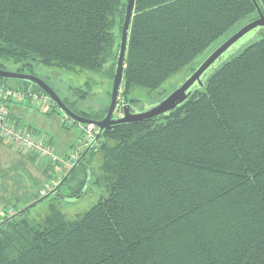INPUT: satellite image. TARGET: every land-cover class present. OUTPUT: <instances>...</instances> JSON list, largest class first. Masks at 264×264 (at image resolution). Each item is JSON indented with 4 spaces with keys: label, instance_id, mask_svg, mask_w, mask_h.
<instances>
[{
    "label": "trees",
    "instance_id": "obj_1",
    "mask_svg": "<svg viewBox=\"0 0 264 264\" xmlns=\"http://www.w3.org/2000/svg\"><path fill=\"white\" fill-rule=\"evenodd\" d=\"M257 1L264 12V0ZM126 5L0 0V68L36 75L37 67L53 66L113 78ZM257 17L252 0H136L121 97L131 102L134 86L160 89L221 36ZM261 33L174 112L105 130L59 191L77 195L90 168L85 159L100 154L92 181L107 194L77 219L51 204L42 216L25 212L1 225L0 264H264ZM11 81L0 78V85L44 92ZM73 94L76 100L59 95L79 115H105L109 105L78 107L88 91L75 87ZM56 165V183L68 171L50 161L46 182L56 178Z\"/></svg>",
    "mask_w": 264,
    "mask_h": 264
},
{
    "label": "rangeland",
    "instance_id": "obj_2",
    "mask_svg": "<svg viewBox=\"0 0 264 264\" xmlns=\"http://www.w3.org/2000/svg\"><path fill=\"white\" fill-rule=\"evenodd\" d=\"M251 20L247 19L238 24L235 28L221 36L217 41H215L208 50L204 53L200 54L194 62L184 68L180 72L174 74L170 77L160 89L151 91L147 88L134 86L130 93L128 94L129 99L138 110H144L145 108L152 106L157 103L160 99H162L166 94H169L175 88H177L182 82L186 80V78L192 73V68L199 66L202 61L221 43H223L228 37H230L233 33H235L238 29H240L245 24L249 23ZM262 36L261 30L258 31L256 36H249V39L246 43L243 44L234 54L241 51L244 47L249 45L250 43L258 40ZM10 69L15 71L16 66H9ZM30 73V72H25ZM35 73L37 76L44 78L52 85L58 93L63 97L72 98L73 100L77 99V97L73 94V88L80 87L86 91H88L89 95L85 99H81L77 101V105L80 109H99L101 106H107L111 101V90L113 85V78H110L108 74L102 72H92L89 70H67L58 67H46L39 66L35 69ZM18 81L12 80L9 82L11 86H16ZM123 91V84L121 86V93ZM121 97V95H120ZM126 101L125 98L121 97L120 105L123 101ZM128 102V101H126ZM30 105L33 113L32 117V127L33 130L37 133H43V130L46 128L45 122H49L51 128H49V135L53 136L52 147L56 155L59 157H64L67 154L66 152H61L57 148V144L64 141V143L69 146L73 145L69 151L73 150L75 144L81 142L85 138L84 124L75 123L73 119H67L66 122L62 121L64 118V112L58 107L56 112L51 113L50 115L46 113V111H50L51 108L44 110L42 108L43 104L41 100H30L26 102ZM119 105V106H120ZM118 114V111L115 112ZM36 119V120H35ZM65 120V119H64ZM54 127V130H53ZM53 130V131H51ZM40 131V132H38ZM47 141H49V137H47ZM60 145V144H59ZM17 157V156H16ZM39 161L42 163L47 161V159H41L37 157ZM91 159V160H90ZM85 162L89 164L90 171H92V176L95 177L98 174V167L101 162V155H91L88 154ZM18 162L14 160H0V173L1 172H13L17 176H22L26 174V171L20 166L17 165ZM59 168L58 165L55 166L54 171ZM18 169V170H15ZM94 174V175H93ZM92 177V179H93ZM89 184L86 192L75 201H68L62 198H56L55 196H49L45 200L41 201L37 205L33 206L27 211V215L29 217H39L48 212L50 205L56 206L60 211L64 214V216L69 219H77L85 212H87L93 205H95L98 200L107 194V189L104 186L97 185L94 183V180ZM51 183V181L47 182ZM46 183V184H47ZM46 186V185H45ZM63 192H66L65 189ZM4 196V197H3ZM36 197L31 196L28 193L11 195V193H5L0 195V202L5 201V203L0 204V219L7 215H11L16 210L23 208L34 200ZM7 202V203H6ZM4 205V206H3ZM7 209V210H6Z\"/></svg>",
    "mask_w": 264,
    "mask_h": 264
},
{
    "label": "water",
    "instance_id": "obj_3",
    "mask_svg": "<svg viewBox=\"0 0 264 264\" xmlns=\"http://www.w3.org/2000/svg\"><path fill=\"white\" fill-rule=\"evenodd\" d=\"M135 1L136 0H127L113 76L111 101L105 115L101 119H92L79 115L78 113L73 111L60 97L57 91L43 78L32 73L17 72L0 68V78L26 81L30 84L38 86L52 98V100L67 116L72 118L74 121L80 124L93 123L98 128L93 139L89 142V144L79 155L73 165L68 169L63 178L58 183H56L44 196L37 198L29 205L20 208L19 210L8 216L6 219L0 221V226L7 223L9 220L27 212L30 208L45 200L49 196L56 195L59 198L66 199L68 201H75L79 199L86 192L89 184L91 183L92 172L90 171L89 167L87 168L88 175L86 183L77 195L66 196L59 191V188L67 180L73 170L83 161L89 150L94 145L99 143V138L105 130L121 124L145 121L162 115H169L170 113L174 112L179 106L186 102L197 89L205 87V83L209 76L223 62L231 57L240 47H242L243 44L246 43L249 39V36H256L258 31L264 29V12L258 1L252 0L257 8V18L252 19L249 23L242 26L230 37H228L223 43H221L216 49H214L199 66L194 68L192 73L177 88H175L173 91H171L169 94H167L152 106H149L144 110H138L132 103L123 100L121 105L119 104L121 101V86L123 81L124 68L126 66V55L131 24L134 15ZM116 111H118V114H115Z\"/></svg>",
    "mask_w": 264,
    "mask_h": 264
},
{
    "label": "built area",
    "instance_id": "obj_4",
    "mask_svg": "<svg viewBox=\"0 0 264 264\" xmlns=\"http://www.w3.org/2000/svg\"><path fill=\"white\" fill-rule=\"evenodd\" d=\"M30 100H41L44 110L51 108L55 104L45 92H36L31 88L26 90L13 89L9 86L0 85V141L19 151L34 154L41 159L45 158L52 162L60 161L64 170H68L79 157L81 151L95 136L96 125L93 123L86 124L84 126L85 138L75 144L73 150L69 151L66 156L59 157L55 154L52 145L48 143L44 135L35 132L31 128L19 127L12 118L9 103L11 101L27 102ZM64 119L65 122L68 119L66 114ZM56 182L57 180H54L52 184H56ZM50 187L51 184L47 183L44 189L41 190V194H45Z\"/></svg>",
    "mask_w": 264,
    "mask_h": 264
},
{
    "label": "crops",
    "instance_id": "obj_5",
    "mask_svg": "<svg viewBox=\"0 0 264 264\" xmlns=\"http://www.w3.org/2000/svg\"><path fill=\"white\" fill-rule=\"evenodd\" d=\"M10 110L12 112V118L16 121L17 125L19 127H24V128H31L34 126L32 124V120L34 118L32 117L33 113L31 112L30 105L27 104L26 102H14L11 101L9 103ZM105 106H101L99 109L104 108ZM56 112L50 109V111H46L47 114H51ZM36 120V119H35ZM62 121H64V118H62ZM45 129L43 130V133H39L41 135L45 136V139L47 140L49 137L48 143L52 145L53 143V136L49 135V128H51L49 122H45ZM35 127V126H34ZM48 129V130H47ZM54 130V127H53ZM51 130V131H53ZM40 132V131H38ZM60 144V145H59ZM57 144V148L61 152H69L70 148L73 145L67 146L64 141L61 143ZM53 146V145H52ZM70 147V148H69ZM66 153V154H67ZM17 156V157H16ZM14 160L15 162H18L25 171L26 174L22 176H17L13 172H1L0 173V195L5 194V193H11V195H18V194H25L28 193L33 197H36L39 193L40 190H42V185H46V173H45V165L50 162V161H45L41 162L39 161L35 156L25 153L22 151H19L17 149H14L10 145L1 142L0 141V160L4 159L6 160ZM18 170V169H15ZM56 178L51 180V183L55 179H58V176L61 175L62 170L60 168H57L54 171ZM4 197V196H3ZM5 203V201H1L0 204ZM7 203V202H6ZM4 206V205H3Z\"/></svg>",
    "mask_w": 264,
    "mask_h": 264
}]
</instances>
